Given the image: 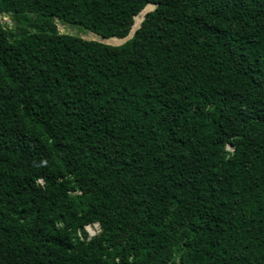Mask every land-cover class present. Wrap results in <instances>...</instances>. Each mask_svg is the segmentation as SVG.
Here are the masks:
<instances>
[{"label": "trees", "instance_id": "obj_1", "mask_svg": "<svg viewBox=\"0 0 264 264\" xmlns=\"http://www.w3.org/2000/svg\"><path fill=\"white\" fill-rule=\"evenodd\" d=\"M0 264H264V0H0Z\"/></svg>", "mask_w": 264, "mask_h": 264}, {"label": "rangeland", "instance_id": "obj_2", "mask_svg": "<svg viewBox=\"0 0 264 264\" xmlns=\"http://www.w3.org/2000/svg\"><path fill=\"white\" fill-rule=\"evenodd\" d=\"M151 9H153V6H148L147 11L151 10ZM1 20L3 22L9 23V25H11V23H12L9 16H1ZM54 23L56 24L58 30L61 33H68L70 35L79 36V37H82V38H85V39L103 40L97 34L91 32V31H89V30H87V29H85V28H83L81 26L74 25V24H71V23H67V22L61 21V20H59L57 18H54ZM106 42L109 43V44L118 45V44L122 43V40L109 39V40H106ZM97 228H98L97 224H94L92 226H87L86 230H87L88 234L91 236L94 233H96Z\"/></svg>", "mask_w": 264, "mask_h": 264}, {"label": "water", "instance_id": "obj_3", "mask_svg": "<svg viewBox=\"0 0 264 264\" xmlns=\"http://www.w3.org/2000/svg\"><path fill=\"white\" fill-rule=\"evenodd\" d=\"M135 29H136V28H132L131 31H130V33H129L125 38H122V43H123L124 41H126L127 39H129V38L132 37V35H133ZM101 42L107 43L105 39L101 40ZM107 44H109V43H107Z\"/></svg>", "mask_w": 264, "mask_h": 264}]
</instances>
